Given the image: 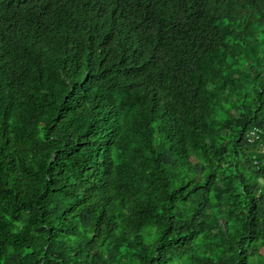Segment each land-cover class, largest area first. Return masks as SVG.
<instances>
[{
    "label": "trees",
    "instance_id": "trees-1",
    "mask_svg": "<svg viewBox=\"0 0 264 264\" xmlns=\"http://www.w3.org/2000/svg\"><path fill=\"white\" fill-rule=\"evenodd\" d=\"M215 1L0 0V264H264V0Z\"/></svg>",
    "mask_w": 264,
    "mask_h": 264
},
{
    "label": "built area",
    "instance_id": "built-area-1",
    "mask_svg": "<svg viewBox=\"0 0 264 264\" xmlns=\"http://www.w3.org/2000/svg\"><path fill=\"white\" fill-rule=\"evenodd\" d=\"M251 135L254 136V137H256V138H254V139L252 140V142H254L255 140L258 139V136H257V134H256L254 131L251 133ZM256 163H257V162H256Z\"/></svg>",
    "mask_w": 264,
    "mask_h": 264
},
{
    "label": "clouds",
    "instance_id": "clouds-1",
    "mask_svg": "<svg viewBox=\"0 0 264 264\" xmlns=\"http://www.w3.org/2000/svg\"><path fill=\"white\" fill-rule=\"evenodd\" d=\"M212 1H214V4H218L215 0H212Z\"/></svg>",
    "mask_w": 264,
    "mask_h": 264
},
{
    "label": "bare ground",
    "instance_id": "bare-ground-1",
    "mask_svg": "<svg viewBox=\"0 0 264 264\" xmlns=\"http://www.w3.org/2000/svg\"><path fill=\"white\" fill-rule=\"evenodd\" d=\"M201 122H202V121H201ZM241 146H242V145H241ZM241 146H240V147H241ZM205 147H206V146H205ZM106 152H107V151H106ZM156 158H157V157H156ZM205 196H206V195H205ZM245 228H246V227H245ZM255 249H256V248H255Z\"/></svg>",
    "mask_w": 264,
    "mask_h": 264
}]
</instances>
